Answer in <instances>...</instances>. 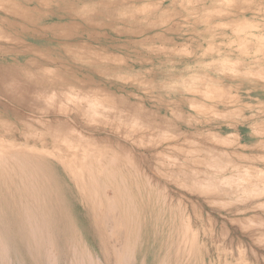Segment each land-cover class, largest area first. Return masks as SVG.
I'll return each mask as SVG.
<instances>
[{
	"label": "rangeland",
	"instance_id": "rangeland-1",
	"mask_svg": "<svg viewBox=\"0 0 264 264\" xmlns=\"http://www.w3.org/2000/svg\"><path fill=\"white\" fill-rule=\"evenodd\" d=\"M86 153L151 191L148 262L264 264V0H0L5 173L79 220Z\"/></svg>",
	"mask_w": 264,
	"mask_h": 264
},
{
	"label": "bare ground",
	"instance_id": "bare-ground-1",
	"mask_svg": "<svg viewBox=\"0 0 264 264\" xmlns=\"http://www.w3.org/2000/svg\"><path fill=\"white\" fill-rule=\"evenodd\" d=\"M14 157L0 154V264H21L20 256L25 254L30 264H58L61 259L63 264H166L165 252L160 257L153 255L148 262L147 246L151 245L142 244L143 227L150 234L156 232V226L151 220L148 224L149 215L141 212L136 196L151 210V191L144 197L141 189L133 190V182L130 178L132 183L127 181V173L118 167L113 155L102 160L86 153L84 162L68 171L75 184L73 194L83 206L84 214L79 220L70 215L64 196L52 194V186L40 170L36 176L43 180L39 178L32 184L28 176L6 174L10 162L17 161ZM52 224L58 227L59 246L54 240L55 229H49ZM9 249L11 256L7 254ZM176 258L174 254L172 264H179Z\"/></svg>",
	"mask_w": 264,
	"mask_h": 264
}]
</instances>
